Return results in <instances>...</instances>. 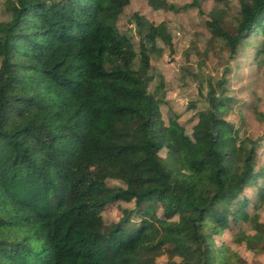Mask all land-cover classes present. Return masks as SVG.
I'll return each mask as SVG.
<instances>
[{
	"label": "trees",
	"instance_id": "obj_1",
	"mask_svg": "<svg viewBox=\"0 0 264 264\" xmlns=\"http://www.w3.org/2000/svg\"><path fill=\"white\" fill-rule=\"evenodd\" d=\"M131 1L0 0V264H243L216 240L241 222L250 228L237 238L264 254L257 143L215 133L235 128L232 100L212 96V83L207 108L190 119L195 153L172 139L152 58L165 51L159 41L170 53L173 42L166 24L135 14L137 51L117 27ZM215 2L203 15L213 59L253 49L262 67L264 0H239L237 12ZM119 204L132 207L107 223Z\"/></svg>",
	"mask_w": 264,
	"mask_h": 264
},
{
	"label": "rangeland",
	"instance_id": "obj_2",
	"mask_svg": "<svg viewBox=\"0 0 264 264\" xmlns=\"http://www.w3.org/2000/svg\"><path fill=\"white\" fill-rule=\"evenodd\" d=\"M62 1V0H61ZM169 9L153 10L146 0H132L125 8L117 21L120 33L128 36L139 50V34L137 33L135 14L144 18L148 27L152 24H166V33L170 35L174 52L165 44V40L159 41L158 46L165 50L161 57L152 58V68L160 83V88L166 91V101L175 113L180 114L184 129L176 128L168 105L161 108L162 119L171 128L172 139L189 150L191 154L196 151L195 143L191 137L193 123L197 112L207 108L206 93L209 92L207 83H212L214 90L212 96H224L232 100L233 114L228 120L233 124L235 131L227 132L220 129L215 133L222 136L225 141L230 139L246 138L250 144L257 143L259 161L264 163V123H260L252 110L255 105L264 114V65L259 67L256 61V51L243 49L234 58L229 57L225 51L219 60L213 59L209 52L208 41L210 33L207 30V15L216 8L215 0H167ZM232 11L240 8L239 0H227ZM197 2V5H189ZM223 7V5H220ZM197 45H194L193 43ZM194 47L198 52L194 50ZM153 53H151V57ZM264 62V59H263ZM1 65V61H0ZM187 66L190 73L199 75L201 84L190 79L184 74L183 67ZM223 81V83H221ZM218 84L220 87L217 88ZM189 109V112L187 110ZM197 116V115H196ZM264 118V117H263ZM166 150L161 155L165 156ZM189 171V169H187ZM263 182L261 181L259 186ZM248 189L246 195L255 199L258 195V187ZM131 204H119L109 206L103 214L107 223L119 219L122 209H130ZM249 226L242 222L238 226H232L225 234L216 238L219 245L226 244L239 253L243 264H264V254L255 255L252 248L243 239L237 238L238 232L248 231ZM237 234V235H236ZM237 238V239H236ZM168 259L162 257L156 264H167Z\"/></svg>",
	"mask_w": 264,
	"mask_h": 264
},
{
	"label": "crops",
	"instance_id": "obj_3",
	"mask_svg": "<svg viewBox=\"0 0 264 264\" xmlns=\"http://www.w3.org/2000/svg\"><path fill=\"white\" fill-rule=\"evenodd\" d=\"M256 106V105H255Z\"/></svg>",
	"mask_w": 264,
	"mask_h": 264
}]
</instances>
